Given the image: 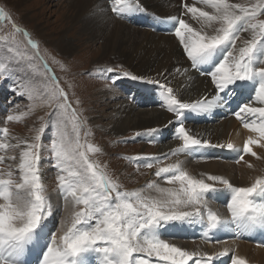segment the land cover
Masks as SVG:
<instances>
[{
  "label": "snow or ice",
  "instance_id": "obj_1",
  "mask_svg": "<svg viewBox=\"0 0 264 264\" xmlns=\"http://www.w3.org/2000/svg\"><path fill=\"white\" fill-rule=\"evenodd\" d=\"M205 7L184 3L183 14L170 17L174 36L182 49V55L192 70L209 79L210 92L205 97L187 101L179 98L174 89L164 81L168 77L159 73L157 78L135 76L127 70L106 71L116 77L140 79L144 83L162 89L161 107L174 117L173 135L180 142L172 149V155L192 154L206 148L236 149L232 143L212 144L198 138L186 128L185 120L191 114H206L219 107H228L233 99L242 98L233 114L244 128L264 139V0L254 3L232 0H199ZM205 8L211 9L210 11ZM112 12L121 18L143 13L141 0H114ZM190 14L198 27L194 28L184 16ZM9 14L0 8V20H10ZM14 33H23L26 47L33 50L32 58H41L38 43L30 34L13 22ZM248 33L249 38L242 34ZM45 68L47 64L45 63ZM15 77V79H13ZM12 80V91L17 96L36 99L32 81L21 57H9L0 64V82ZM46 87L44 102L57 109L53 116L67 118L70 104L67 93L53 75ZM255 84L254 94L243 96L246 89ZM210 96L211 98H207ZM55 101L56 103H53ZM259 105V106H256ZM18 107V106H17ZM23 115V113L21 114ZM20 115L9 114L8 121L19 120ZM75 141H70L61 120L53 122L55 132L50 144L51 157L57 169V191L64 200L65 215L59 228L49 236V224L55 219V208L50 202L42 181L41 133L45 125L37 129L31 142L11 143L9 129H0V150L23 147L19 154V178L9 170L0 174V264H213L218 257L229 255L224 248L216 256L186 251L161 238L170 228L193 223L206 224L210 230H233L236 235L264 229V175L254 177L248 186H234L221 175L197 178L182 166V161L158 167L155 175L164 176L170 187L150 183L157 195L147 196L142 191H120L119 185L97 163L89 159V152L99 151L79 140V121L76 111L71 112ZM252 118V119H249ZM51 120V117H50ZM160 128L137 132L136 136L154 137ZM260 143L249 135L244 141L242 153L257 156L251 145ZM264 147V144L261 145ZM167 155V154H165ZM0 156V162L5 160ZM15 160L16 157H7ZM136 161H155L160 156H136ZM260 159V157H257ZM244 160L238 156L236 163ZM252 168V164L247 165ZM146 167L151 169L153 163ZM6 176V178H5ZM219 185V187H218ZM227 191L228 217L221 216L209 207V194ZM230 264H247L244 258L232 255Z\"/></svg>",
  "mask_w": 264,
  "mask_h": 264
},
{
  "label": "rangeland",
  "instance_id": "obj_2",
  "mask_svg": "<svg viewBox=\"0 0 264 264\" xmlns=\"http://www.w3.org/2000/svg\"><path fill=\"white\" fill-rule=\"evenodd\" d=\"M240 1L244 2V0ZM247 2L254 3L255 0H247ZM0 8H3L11 17L10 20H0V64H4L9 57H21L25 71L35 77L32 84L36 96V99L30 102L25 97L17 96L11 90L12 80L6 78L3 82H0V129L7 127L12 138L11 143L16 144L24 140L31 142V138L37 134V129L42 124L45 125V132L41 133L40 141L42 145L40 168L42 181L46 186L50 202L55 208V220L49 224V236L51 232H55L59 228V221L65 215L64 200L57 191V169L53 167L54 159L51 157L49 150L55 132L53 122L61 120L69 140L75 141L76 131L73 129L70 118L73 109L76 111L80 124L79 140L81 144L85 145L84 150H87V145L99 149V151L89 152V159L104 169L108 176L119 185L120 191H142L144 195L154 196L157 193L154 189L148 187L150 183L170 187L171 185L165 182L164 176L157 177L155 172L158 167L174 164L172 162L173 157L181 154L172 155L171 151L162 153L158 147L157 139L160 137L169 141L174 137V128H162V131L157 135L158 138L155 136V139L148 136H136L137 132H144L146 129L136 131L132 128L117 136L113 134V123H108L110 119H106L105 116L113 114L112 110L116 108L115 103L119 98L127 100L135 109L154 106V101L161 103L162 98L155 94V91L160 89L155 85L144 83L140 79L116 77L114 72H107L108 68H112L114 70H127L137 76L118 61L110 62L106 66L99 64L98 59L101 57V52L94 55V50L91 52L86 50L88 41H94V39L89 34H83L81 21H74L77 10L72 7L69 0H0ZM258 18L264 20V14H261ZM13 22L27 31L31 38L38 43L41 58L30 59V57H33V50L30 46H25L26 39L22 32L14 33ZM61 37H70L76 47L68 53L60 52L55 42ZM45 63L47 68L44 66ZM53 75L59 82L60 87L68 94L67 100L70 108L68 109L67 118L59 115L53 116V112H57V109L44 102L46 99L45 90L51 83L49 78ZM149 86H152L155 91L151 89L149 92H145ZM106 91L109 94L105 96L106 100H104L102 99V93ZM253 94L254 92H252ZM53 103L56 102L53 101ZM22 113L23 115H21ZM9 114L20 115L21 118L8 121L7 116ZM2 138L3 133L0 132V139ZM21 146L0 150V156L6 157L5 160L0 162V174L6 173L11 167L14 178H19L17 165ZM221 149L213 148L214 152L221 151ZM224 151L229 152L228 149H224ZM141 155L160 156L161 160L157 164L155 161L131 159ZM7 157H16V159L12 160ZM216 158L221 163L226 162V164L237 165L238 156L226 155V157ZM149 162L153 163L151 169L146 167ZM244 165L247 167L246 169H249L248 164ZM234 172L235 177L241 174L237 167H235ZM207 175L209 174L203 173L197 178L206 179ZM213 175L217 174L214 173ZM207 199L209 200V207L220 214L226 211L230 194L227 191L209 194ZM215 203L218 205L213 206ZM57 207L58 211H56ZM190 226L192 229L199 231L200 225L198 223H193ZM181 228H170L163 233L161 238L169 242L189 243V239L181 235ZM252 236L249 235L250 240ZM244 240L247 239L244 238ZM194 241L204 246L201 254L216 256L211 252L212 247H209L208 242L201 236L196 237ZM246 243L254 246L252 243ZM214 245H217V241L214 242ZM184 249L198 253V250L194 247ZM230 252L232 253H229L227 264H230L231 256L235 255L236 250Z\"/></svg>",
  "mask_w": 264,
  "mask_h": 264
},
{
  "label": "bare ground",
  "instance_id": "obj_3",
  "mask_svg": "<svg viewBox=\"0 0 264 264\" xmlns=\"http://www.w3.org/2000/svg\"><path fill=\"white\" fill-rule=\"evenodd\" d=\"M69 1L72 7L77 10V16L74 21H81L83 34H89L94 39V41H88L86 50L90 52L94 50V55L101 52V57L97 58L99 64L106 66L110 62L118 61L137 76H143L148 79L157 78L159 73H164L168 80L164 81L163 77H159L161 81L172 87L179 98L183 100L191 101L202 98L210 92V78L205 79V77L189 67L188 62L182 55L178 38L174 36L172 24L168 22L171 16L183 14L184 3L195 4L196 7H205L199 0H141L142 6L146 11L132 14L130 18H121L112 12L114 0ZM232 2L241 1L232 0ZM205 10L210 11L211 9L205 8ZM184 18L194 28L198 27L196 21L191 19L190 14L184 16ZM242 35L244 38H249L248 33ZM55 44L57 49L63 53H68L76 47L70 37H61ZM254 88L255 84L253 83L252 88L244 90L242 97L252 95ZM151 89L153 87L149 86L145 92H149ZM162 91V89L156 90L155 94L162 98ZM108 94V91L103 92L102 99L106 100L105 96ZM207 98L210 99L211 97L208 96ZM154 102L155 105L149 108L135 109L127 100L119 98L115 103L116 108L112 110L113 114L105 115L106 119H110L108 123H113L114 125V133H112L118 136L132 128L136 131L153 127L160 129L164 127L174 128L175 125L169 124V121L173 120L174 117L166 108L161 107L162 99L161 103ZM243 102L245 101L242 98L233 99L228 107H219L206 114H191L185 120L186 128L190 129L193 134H198V138L202 140L208 139L212 144L226 145L227 143H232L236 146V149L225 152L224 149L227 148H222L221 151L217 150L214 152L213 148H206L192 154L175 156L172 162L176 163L177 159H179L183 162L182 166L193 176L199 177L203 173L209 175L216 173L238 186H248L254 177L264 175V147H261L264 144V139L244 128L243 123L237 120L233 114L237 105ZM157 135L158 133L155 134L158 138ZM249 135L260 141L258 144L251 145L257 156L237 151V149L242 150L244 141ZM167 140L160 137L157 139L158 147L162 153L170 152L179 146L180 142L175 137L169 141ZM241 154L244 155V160L237 165L226 164V162L221 163L216 158L226 157V155L239 156ZM257 157H260V159H257ZM249 163L253 167L246 169L247 167L244 164ZM235 167L241 173L238 177H235ZM216 205L218 204L215 203L213 206ZM56 211H58V207ZM220 215L228 217L230 214L226 208V211L220 213ZM199 225V231L192 229L190 225H185L181 228V235L187 237L189 243H171H175L178 247H194L201 254L204 246L194 241L196 237L201 236L208 242V246L212 247L211 252L214 255L223 251L224 248H229L231 251L236 250L235 256L244 258L247 264H264V229H256L250 233L236 235L233 230H210L206 224ZM249 235H253L251 240ZM244 238L247 240H244ZM242 239L243 241H241ZM216 241L217 245H214ZM246 242L252 243L254 246ZM229 256L218 257L213 261V264H227ZM31 260L33 263L35 262L36 254L31 256ZM89 261L90 264H95V260L92 257H89Z\"/></svg>",
  "mask_w": 264,
  "mask_h": 264
}]
</instances>
